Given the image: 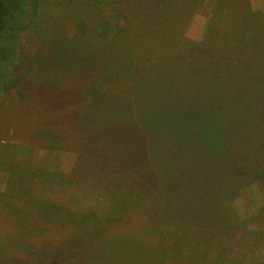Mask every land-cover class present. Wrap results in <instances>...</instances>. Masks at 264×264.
<instances>
[{
  "label": "trees",
  "instance_id": "obj_1",
  "mask_svg": "<svg viewBox=\"0 0 264 264\" xmlns=\"http://www.w3.org/2000/svg\"><path fill=\"white\" fill-rule=\"evenodd\" d=\"M104 1L84 0L83 4L100 8ZM35 2L0 0V90L3 93L10 89L6 81L10 68L17 69L20 61V52H17L20 36L31 16L30 10L37 7ZM173 3L168 4H172V10L181 20L184 5L175 0ZM210 10L201 38L188 39L186 43L185 39L184 44L179 37L175 45L179 52L171 59L169 52L161 53L164 60L172 63L163 79H171L176 85L163 88L161 94L150 85L157 80L158 71L151 75L154 72L151 69L139 70L132 61L135 59L132 52H124L125 44L132 41V34L128 35L130 40L122 37L132 33L125 25L127 22H117L115 16H100L95 33L89 38L92 42L86 45L96 48L94 54L98 52L104 59L105 43H117L106 65L97 71L98 82H107L109 76L129 71L135 78L132 81L140 80L141 84H132L122 95L113 91L118 85L110 86L112 93L107 92V84L89 86L83 99L111 109L110 115L97 117L102 124L89 123V129L103 131L108 141L107 131L114 130L124 136L134 132L133 142L141 143L149 169L144 171V176L137 175L134 168L139 158L118 159L113 152L114 156L107 155L104 161L97 162V168L115 167L107 173L108 182L96 178L98 173L81 178L70 174L67 182L62 173L40 172L42 191L39 194L31 191L20 200L32 209L34 214L29 215L30 220L39 227L52 229L47 235L53 236V243L61 240L55 238L54 231L66 230V237L62 239L76 247L69 251L78 254L82 248L79 255L89 256L91 262L98 264H105L106 260L108 264H171V261L197 259L210 262L209 250L203 246L214 252L215 259L210 264H234L224 256L227 255L224 242L218 239L227 238L236 228H242L246 234V223L232 215L229 204L251 185L264 197V12L254 10L249 0H214ZM116 14L123 16L121 11ZM164 20L170 29L171 11ZM77 23L81 36L87 37V23ZM152 59L155 62L159 58H149ZM185 86L188 88L184 89ZM178 96L188 101L198 100L197 117L216 127L217 133L203 140L208 145L206 153L199 150L201 135L185 131H174L177 134L171 135V130H161L170 125L165 121L173 114L158 121L154 108L165 97V100L171 98L173 109L179 107ZM189 104L185 110L195 106ZM188 116L190 112L185 115L183 110L173 115L176 122L171 126L179 127ZM79 121L84 124L85 117ZM114 147L115 144L112 150ZM164 147L167 151H163ZM179 157L188 164L191 158L197 159L194 168L189 165L192 172L181 169L178 162L173 165ZM113 160L132 168L137 188L132 187L126 175L117 173L120 170L112 166ZM166 160L168 165L163 163ZM93 167L94 163L88 159L77 163L76 173ZM261 211L264 214V206ZM143 237H151L158 243L151 246ZM159 238L168 242V248L161 246ZM166 251L173 255L171 260ZM70 255L73 256L64 258V262L77 263L76 254Z\"/></svg>",
  "mask_w": 264,
  "mask_h": 264
},
{
  "label": "rangeland",
  "instance_id": "obj_2",
  "mask_svg": "<svg viewBox=\"0 0 264 264\" xmlns=\"http://www.w3.org/2000/svg\"><path fill=\"white\" fill-rule=\"evenodd\" d=\"M83 1L73 0L72 3H66L68 0H36L37 7L30 10L31 16L26 22V29L20 36V48L17 50L20 52V61L17 63V69L10 68L9 77L6 78L8 86L10 85L9 92L3 93L0 90V264H70L64 262V258L73 256L70 254L77 256V263L72 261V264H98L91 262L89 256H86L87 259L81 257L79 254L82 248L78 254L76 251H69L76 247L68 245L69 243L62 239L66 237V230L54 231L58 235H54L55 238L61 239L55 244L53 236L47 235L52 229L39 227L30 220L29 215L34 213L21 200L31 191L36 194L42 191L43 180L40 179V172L62 173L67 182L70 181L68 176L71 175L81 178L98 173L96 178L107 181V173L115 167L105 165L97 168V162L104 161L108 158L107 155L114 156L113 152L118 159L130 160L132 156L134 159L139 158L134 168L137 175L144 176V171L149 169L141 143H137L138 140L133 142L134 132L124 136L114 130L107 131L106 135L110 137L108 141L107 138L105 140L103 131L89 129V123L93 126L103 123L97 121V117H106L107 113H111L110 108L94 104L91 99H83L82 96L89 86L107 84V92L112 93L110 86L118 85L113 91L117 90V95H122L131 89L132 84H141L140 80L135 83L132 81L135 78L129 71H124L123 75L109 76L108 83L98 82L97 71L106 65L108 56L113 54L114 44L117 43H105V60L98 52L94 54L93 50L96 48L86 45L92 42L89 38L94 35L100 16L106 14L115 16L117 22H127L125 25L132 33L122 37L130 40L128 35L132 34V41L125 44L124 52H132L135 58L132 61L139 70L151 69L154 71L151 75L158 71L155 75L157 80L151 81L150 85L161 94L163 88L176 87L171 79H163L170 72L169 67L172 64L171 61L164 60L163 52H169L171 59L175 52H179V48L175 46L179 37L180 43H184L185 39L186 43L188 39L201 38L205 33L210 7L214 3V0H182L183 3L181 0H175L184 5L180 20L177 12L172 10V4H168L174 0H105L100 8L88 7ZM249 2L254 10L264 12V0ZM169 8L173 16L170 29L168 22L164 20L166 14L170 13ZM117 11H121L123 16L115 15ZM177 19L180 21L177 22ZM81 21L87 23V37L81 36L77 27V22ZM182 47L184 48L183 45ZM155 56L159 58L155 61L157 63L154 62L156 59L149 60ZM93 60L97 64L95 67ZM117 75L120 77L117 78ZM14 81L17 82L15 85ZM171 93L173 92H169ZM165 98L159 107L154 108L158 113V121L170 114L178 115L182 110L185 115L190 112V116L182 119L185 125L181 123L179 127H173L171 124L176 122V118L172 115V118H166L165 121L170 125L161 130L169 129L171 135L175 134L174 131L201 135L203 139L200 141L199 150L206 153L208 145L203 140L214 136L217 130L215 126L207 125L204 119L197 117L200 109L198 100L188 101L178 96L182 108L179 106L173 109L171 98ZM188 104L195 106L190 111L185 110ZM83 117L88 121H85V125L79 121ZM167 149L164 147L163 151ZM179 152H182V149H179ZM88 159L94 163L93 170H80L76 173L77 163ZM196 161L197 159L191 158L188 164L179 157L173 165L178 162L181 169L190 173L192 169L189 165L194 168ZM163 163L168 165L169 160ZM115 165L120 170L117 173L126 175L132 187L137 188L136 174L132 168L118 160H113L112 166ZM41 177L45 178L43 175ZM120 180L123 178L120 177ZM229 206L232 215L239 222L246 223V234L242 228H236L227 238L218 239L224 242V252L227 254L224 256L234 264H264V214L261 211L264 206L263 194L255 185H251ZM146 222L149 225L148 220ZM247 231L250 234H247ZM143 239L149 245L152 244L151 246L158 243L151 237ZM159 239L161 246L168 248V242ZM202 248L209 250L208 258L210 262L213 261L215 258L212 249L206 246ZM207 249L203 252L206 253ZM166 254L171 260L173 255L167 251ZM210 262L208 259H197L171 261V264ZM105 264H108V260Z\"/></svg>",
  "mask_w": 264,
  "mask_h": 264
}]
</instances>
